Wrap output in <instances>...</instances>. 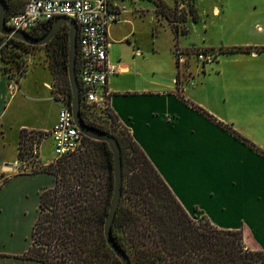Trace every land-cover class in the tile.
Returning <instances> with one entry per match:
<instances>
[{"label": "crops", "instance_id": "crops-1", "mask_svg": "<svg viewBox=\"0 0 264 264\" xmlns=\"http://www.w3.org/2000/svg\"><path fill=\"white\" fill-rule=\"evenodd\" d=\"M120 3L125 11L108 32L107 61L115 70L107 83L110 110L190 215H204L221 229L246 227L264 250V156L193 108H201L264 152V41H248L232 48L197 46L179 40L182 26L187 33L190 28L191 32L197 30L198 22L192 27L188 24L190 15L179 23L181 35L175 39L171 27L157 19L155 0L148 7L142 0ZM212 15L219 18L217 7L212 8ZM164 26L172 30L175 42L167 56L157 48L159 28ZM202 29L207 35L208 25ZM252 29L264 37V17ZM202 36L199 45H205L206 36ZM176 48L213 51L214 65L202 67L189 53L178 68ZM217 55L220 58L216 60ZM48 72L49 80L42 82L44 94L36 89L32 97H24L48 109L51 117L37 125L14 124L17 111H8L21 86L13 88L6 78L0 79V264H40L21 256L30 245L39 195L53 187L55 178L41 171L16 174L8 166L17 160L22 129L43 133L56 123L61 107L58 97L62 95L54 91V79ZM208 88L215 91L214 99L202 96ZM231 94L237 95L235 106L230 105ZM244 107H249L251 118L240 116ZM11 131L15 141L10 150L7 136ZM46 140L53 154L51 139H43L38 149L43 167L51 161L41 153ZM23 235L28 239L22 240Z\"/></svg>", "mask_w": 264, "mask_h": 264}, {"label": "trees", "instance_id": "trees-1", "mask_svg": "<svg viewBox=\"0 0 264 264\" xmlns=\"http://www.w3.org/2000/svg\"><path fill=\"white\" fill-rule=\"evenodd\" d=\"M1 1L8 7V17L20 12L27 0ZM155 5L156 13L172 25L186 21L162 0H155ZM188 10L191 19L196 21L194 0ZM52 24L42 25L40 32L47 33ZM68 30L69 27L63 25L47 44L58 41L56 69L50 63L48 66L53 78L55 71L64 67L67 70ZM173 32L176 39L177 27ZM33 33L30 35L34 36ZM186 33L187 30L181 29V34ZM8 44L26 45L0 35V61L4 58L3 48ZM13 58H21V55L15 54ZM17 63L19 68L23 67V63ZM4 75L0 69V79L5 78ZM193 108L264 156L262 150L230 126L216 121L197 106L193 105ZM81 118L86 125L112 134L120 146L122 195L112 225V237L131 264H264V250L246 227L221 229L204 215L197 218L183 208L111 110L101 117L81 106ZM118 128L123 132L119 133ZM33 133L24 129L20 131L18 158L32 148ZM40 171L54 176L55 183L39 195L30 245L21 259L40 264H121L104 238V223L114 185L113 155L109 146L85 137L84 150L80 154L63 158Z\"/></svg>", "mask_w": 264, "mask_h": 264}, {"label": "built area", "instance_id": "built-area-1", "mask_svg": "<svg viewBox=\"0 0 264 264\" xmlns=\"http://www.w3.org/2000/svg\"><path fill=\"white\" fill-rule=\"evenodd\" d=\"M122 0H27L23 9L6 19V26L13 31L28 34L42 25L55 21L59 16L73 19L77 26L76 70L80 88L81 106L98 116L109 114L110 92L107 83L115 70L107 61L109 28L118 22L125 11ZM192 53L204 67L214 62V54L205 50L175 49L178 68ZM61 105L54 126L43 133H33L32 148L17 158L8 169L16 174H32L43 166L39 162L38 149L45 138L53 145V157L49 164H56L63 158L80 154L84 150V135L74 123L70 103L59 96ZM31 134V133H30ZM48 164V165H49Z\"/></svg>", "mask_w": 264, "mask_h": 264}, {"label": "rangeland", "instance_id": "rangeland-1", "mask_svg": "<svg viewBox=\"0 0 264 264\" xmlns=\"http://www.w3.org/2000/svg\"><path fill=\"white\" fill-rule=\"evenodd\" d=\"M144 2V7H148L152 5V1L150 0H142ZM167 6L174 9L173 11L177 12V16L180 18H186L190 15L188 10L191 0H162ZM195 9L197 14V20L192 21L189 20V26L192 27L194 22L197 25L196 32H190L184 34L182 37H179V40H184V42H189L192 44H198L197 46H222V47H240L242 43L251 41V42H262L264 41L263 36H258L253 31V24L255 22H262V18L264 17V0H195ZM148 5V6H147ZM217 7L220 16L216 18L215 15H212V8ZM176 8V9H175ZM158 20H164L172 30H175V27L178 29L179 24L172 25L171 22H168L167 19L158 15ZM141 23L140 21H138ZM208 25V32L202 29L203 25ZM177 25V26H176ZM188 26V28H189ZM185 26H182V30H184ZM211 27V28H210ZM168 26H164V28H159V35L157 36V48L159 49V53L161 55L167 53L171 48L174 47V35L173 32ZM202 37H205L206 42L205 45H199ZM181 42V41H180ZM5 43L3 41L2 45ZM58 41H52L47 46L40 47H31L26 45L19 44H8L3 48V61H0V69L5 73L4 77L8 80L11 86L17 87V85L21 86L20 93L17 94L16 98L13 100L10 111H17L15 125L18 123H26L27 125H37L38 122H44L47 117H51L47 115L48 109L46 110V106H37L34 102L30 100L24 99L27 96H33L32 93L38 89L37 92L40 94H44L42 92V82L45 80H49L50 74L48 72L49 63L56 69V63H54L55 58H59L55 51V47ZM180 44V43H179ZM244 46V45H243ZM12 54V55H11ZM15 54L21 55V58H13ZM220 58L217 55L216 60ZM17 61H20L22 64V68H19ZM196 64L198 63L197 59L195 60ZM67 65V64H66ZM212 64H206L205 68H211ZM45 68V69H44ZM59 68V67H58ZM48 69V70H46ZM21 70L24 72L20 73ZM26 75L22 79L21 83L19 80L22 76ZM52 87L54 91L61 94L65 98L71 101V92L70 86L67 76L66 67L61 70L55 71V77L53 78ZM193 83L194 81H190ZM57 95V94H56ZM202 96L206 99H214L216 97L215 91L213 89H206L202 92ZM230 105H236V94L230 95ZM241 111V117L244 119H248L252 117V113L248 108H243ZM234 113V111H232ZM49 114H52L49 111ZM8 116V115H7ZM235 117V115H233ZM262 116V115H261ZM122 133L123 131L118 128ZM8 141L11 143L10 150L13 148V142L15 141V134L13 131L8 133ZM12 147V148H11ZM41 153L44 158L52 159V148L50 141L46 140L41 145ZM21 156H19L20 158ZM18 158V156H17ZM42 169V168H41ZM39 172V170H38ZM34 174V173H32ZM29 175V174H26ZM8 176V175H7ZM191 215L199 218L200 215L198 213H191ZM20 218L22 217V213H19ZM10 234H14L10 233ZM22 240H27L28 236L22 237Z\"/></svg>", "mask_w": 264, "mask_h": 264}, {"label": "water", "instance_id": "water-1", "mask_svg": "<svg viewBox=\"0 0 264 264\" xmlns=\"http://www.w3.org/2000/svg\"><path fill=\"white\" fill-rule=\"evenodd\" d=\"M8 7L0 0V35L12 38L30 45L40 47L47 45L59 32L63 25L69 27L68 30V63L67 76L71 91V111L74 123L84 137L97 141L105 142L113 155V192L110 201L109 211L104 223V238L107 246L113 251L115 257L119 259L121 264H131L125 252L119 248L112 237V225L116 215L117 208L122 195V156L121 149L116 138L105 131L86 125L81 118V98L80 88L76 70L77 60V26L73 19L66 16H59L55 19L50 30L42 37H33L23 31H13L6 26Z\"/></svg>", "mask_w": 264, "mask_h": 264}, {"label": "flooded vegetation", "instance_id": "flooded-vegetation-1", "mask_svg": "<svg viewBox=\"0 0 264 264\" xmlns=\"http://www.w3.org/2000/svg\"><path fill=\"white\" fill-rule=\"evenodd\" d=\"M53 24H54V21L52 22ZM52 24V25H53ZM52 27V26H51ZM46 34V32H40V30L39 29H37L34 33H33V37H42V36H44Z\"/></svg>", "mask_w": 264, "mask_h": 264}]
</instances>
